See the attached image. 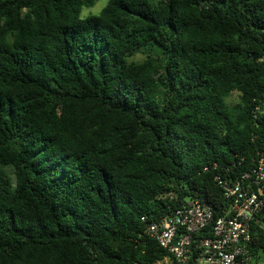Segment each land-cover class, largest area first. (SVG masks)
I'll use <instances>...</instances> for the list:
<instances>
[{"label": "trees", "instance_id": "obj_1", "mask_svg": "<svg viewBox=\"0 0 264 264\" xmlns=\"http://www.w3.org/2000/svg\"><path fill=\"white\" fill-rule=\"evenodd\" d=\"M97 1L0 0V264H157L264 151V0Z\"/></svg>", "mask_w": 264, "mask_h": 264}, {"label": "built area", "instance_id": "obj_2", "mask_svg": "<svg viewBox=\"0 0 264 264\" xmlns=\"http://www.w3.org/2000/svg\"><path fill=\"white\" fill-rule=\"evenodd\" d=\"M215 179L228 200L217 212L197 195L160 219L140 217L146 233L169 254L157 264H264V256L255 258L247 247L251 221L264 217V151L233 181ZM167 196L177 199L172 192Z\"/></svg>", "mask_w": 264, "mask_h": 264}, {"label": "clouds", "instance_id": "obj_3", "mask_svg": "<svg viewBox=\"0 0 264 264\" xmlns=\"http://www.w3.org/2000/svg\"><path fill=\"white\" fill-rule=\"evenodd\" d=\"M109 3V0H98V3L94 6L95 14L99 15L102 8L107 6ZM88 15V10H85L83 15L81 16V19H85Z\"/></svg>", "mask_w": 264, "mask_h": 264}, {"label": "rangeland", "instance_id": "obj_4", "mask_svg": "<svg viewBox=\"0 0 264 264\" xmlns=\"http://www.w3.org/2000/svg\"><path fill=\"white\" fill-rule=\"evenodd\" d=\"M97 3H98V1L95 3V5ZM95 5H93L92 7H82L81 16L85 12V10H88V15L87 16L94 15L95 14V11H94V6ZM236 99H237V94L236 93H232V95L230 96V98L228 100L234 102ZM159 264H161V263H159Z\"/></svg>", "mask_w": 264, "mask_h": 264}]
</instances>
